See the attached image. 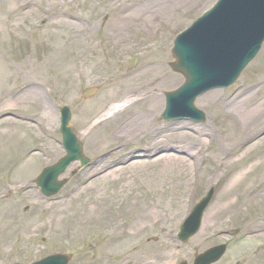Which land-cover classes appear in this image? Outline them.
Wrapping results in <instances>:
<instances>
[{"label":"rangeland","instance_id":"obj_1","mask_svg":"<svg viewBox=\"0 0 264 264\" xmlns=\"http://www.w3.org/2000/svg\"><path fill=\"white\" fill-rule=\"evenodd\" d=\"M215 1L32 0V5L20 14L9 11L16 0H0V62L10 78L9 89L19 90L25 85L21 93L27 94L17 96L13 109L0 112V120L21 121L26 99L33 97L31 87L37 89L36 96L44 97L54 115L51 130L40 135V140L30 130L15 125L5 127L10 133L17 131L13 138H7L10 133L0 138V214L9 210L0 222V264H28L52 253L70 255L68 264H191L194 255L219 242H228L229 246L223 263L233 264L253 254V260L264 264V198H250L264 187L258 180L264 169V142L228 165L224 177L208 183L206 172L211 156L226 140L225 133L231 131L234 107L230 100L239 94L264 93V43L232 85L196 98L194 104L205 114L204 122L164 121L160 117L164 92L184 81L168 66L173 61L172 40ZM131 22L133 26L128 27ZM149 59H158L162 64L145 74H130L138 63ZM151 76L177 80L137 89ZM90 87H97L96 93L82 97V91ZM213 93L218 98L216 105L207 98ZM151 95L161 99L155 125L171 134L175 125H184L186 141H194L195 149L202 152L188 190L176 179L151 181L152 174L161 172L164 178L172 174L160 163L144 171L126 167L144 160L145 151L151 159L172 155L175 138H164L153 148L149 136L102 141L130 117L148 114L151 101L145 99ZM118 101L127 106L107 113V108ZM63 105L71 110V124L90 164L78 168V162L71 163L63 174L67 177L64 187L52 197H43L34 179L42 168L64 154L58 131L59 108ZM198 130H209L210 135L194 138ZM20 138L26 142L23 151L14 143ZM261 138L264 129L250 143ZM239 153L233 152L235 156ZM204 154L208 158L203 159ZM102 160L110 164L107 171L116 167L126 170L107 177L93 176ZM252 163L259 165L234 190L236 206L222 210L219 194L225 181L239 167ZM18 167L21 171L30 168L23 179L32 194L27 199L14 194L16 186L10 182ZM73 186L79 192L71 199ZM210 186L215 192L200 230L186 243L179 242L176 235L180 223ZM21 199L22 203L14 204ZM151 202L168 212L165 230L158 222L153 223L155 216L136 217ZM135 219L136 231L129 226ZM205 223L209 227L205 228ZM120 233L124 236L116 238Z\"/></svg>","mask_w":264,"mask_h":264},{"label":"bare ground","instance_id":"obj_2","mask_svg":"<svg viewBox=\"0 0 264 264\" xmlns=\"http://www.w3.org/2000/svg\"><path fill=\"white\" fill-rule=\"evenodd\" d=\"M31 5L32 0H16V2L13 4V8H10L9 11L12 13L24 14L25 10ZM124 26L126 27V24ZM132 26L133 23L131 22L128 27ZM0 45H2V43H0ZM161 64V61L158 59L145 60L138 63L130 71V74L135 76L139 74H145L147 72L154 71L157 67L161 66ZM9 79L4 65L0 62V112L10 111L13 109L14 104L18 99L17 96L21 93L22 88H25V85H23L19 90H10ZM176 80V78L163 79V77L160 78L158 76H151L148 82L141 84L137 89H148L145 87H152L160 84L165 85L175 82ZM31 89L32 92L30 91V93L33 94V97H30L28 101L26 99L25 103L27 104L24 103L25 113L20 116L21 121L14 120L13 118L0 120V138H5V135L7 136V134L10 133L5 129L6 126L10 125H15L18 128L22 127L24 129L30 130L31 134L35 135L34 138L37 140H40V135H43L47 131L51 130L52 122L54 120L53 111L46 103V100L43 96H36L38 94L37 89H33V87H31ZM21 94H25L27 96L25 91ZM128 95L130 94H126L125 97ZM207 98H209L210 104L212 105H216L218 103L217 95L214 93L209 95ZM147 99L151 101V104L148 107V114L146 113L137 115L135 117H130L127 121L122 122L115 131L104 137L102 141L107 139L109 141H126L129 137L139 138L149 136V146L150 148H153L158 143L163 142L164 138L167 140L175 138L173 141L175 145L172 146V155L164 154L155 159H151L152 156L147 151H145L144 154H142L144 160L132 162L126 167L130 171H136L138 169L144 171L149 166L160 163L161 166L167 167L168 170H172V174H165L166 177L164 178V173L158 172L156 174H152L151 181L156 183L176 179L182 188L188 190L194 182L192 177H194L196 173L195 171L197 169V162L199 160V156L202 155V152L201 150L197 151L195 149L196 143L194 141H186V133L182 131L185 128L184 125H175L172 129L173 134H171L169 131L165 132L163 128L155 125L154 117L157 110L160 109L161 99L157 98L155 95H151L150 97L146 98L145 101ZM230 102L234 107L232 110L233 119L229 123L231 126V131H227L225 133L224 138H226V140L223 144L220 143L218 150L214 153V155L211 156L212 158H210L211 163L206 166L208 183H210L213 179H220L224 177V170L228 165L237 162L245 154L250 152V150L256 145L264 142V138H261L255 143H250L253 137L262 129H264V93L261 96L253 95L252 93H248L246 95L239 94L233 97ZM122 106L127 105L120 104V101L114 102L109 108H107V113L115 112ZM114 117L115 116H113V118ZM16 132L17 131L11 132L7 138H13V136L17 134ZM205 134L210 135L209 130H198L195 133L194 138H200ZM228 138H232V140H229ZM14 143L18 145L22 151L26 147V142L23 138H20L18 141L14 140ZM177 143L182 146H177ZM235 150L240 152L237 156L233 154ZM207 155L208 154H204L203 159L208 158ZM21 165L24 166L23 164ZM257 165H259V163H252L244 167L241 166L230 176V178H228V180L225 181L219 194L222 210L228 211L231 210L232 207L236 206L234 190L236 189L237 185H240L245 181V179L252 173ZM109 167L110 164L106 160H102L100 166L96 168L92 175H96L97 177H107L110 174L122 173L124 170H126V167H116L110 171H107ZM29 170L30 168H24L21 171V168L18 167L12 172V179H10V182L16 186L14 194L22 196L25 199L32 195L29 192L28 185L23 181ZM92 175L90 177H92ZM258 180L264 183V169L259 174ZM78 192L79 188L77 186H73L70 191L71 199H73V196H75V194ZM259 193L260 194L254 192V195L252 194L250 196L251 200L260 197L264 198V187L260 188ZM10 201L12 200H9V202ZM14 202L15 205H18L23 201L21 199L20 201L16 200ZM8 211L9 210L6 209L3 214H0V222L3 220ZM152 216L156 217L153 223L158 222L160 228L165 230L169 216L168 212L159 203L151 202L146 208H144L142 212L136 213V217L139 218ZM137 222L138 219H135L134 221L131 220L129 223V226L134 228L135 231L138 229L135 225ZM209 225V223H205L204 227H209ZM251 225L254 227L255 222H253ZM123 236L124 233H120L115 237L120 238Z\"/></svg>","mask_w":264,"mask_h":264},{"label":"water","instance_id":"obj_3","mask_svg":"<svg viewBox=\"0 0 264 264\" xmlns=\"http://www.w3.org/2000/svg\"><path fill=\"white\" fill-rule=\"evenodd\" d=\"M263 40L264 0H219L173 41L171 52L175 62L171 63V67L183 74L185 82L177 90L165 94L166 107L162 117L187 116L202 120L203 113L193 106L195 97L209 89L231 84L255 56ZM94 92L95 88H91L83 95L89 96ZM60 114L59 130L66 154L56 164L45 168L35 180L46 196L55 194L65 183L66 180L59 181L57 177L72 161L78 159L81 165L88 163L69 123V109L62 107ZM212 194L213 188L195 205L181 225L178 235L181 241H186L197 231ZM223 251L224 246L211 248L197 256L195 264H209L218 259ZM68 261L67 255L53 254L31 264H67Z\"/></svg>","mask_w":264,"mask_h":264},{"label":"flooded vegetation","instance_id":"obj_4","mask_svg":"<svg viewBox=\"0 0 264 264\" xmlns=\"http://www.w3.org/2000/svg\"><path fill=\"white\" fill-rule=\"evenodd\" d=\"M247 257H248V259H246V258L237 259L236 261H234L233 264H261V263L256 262L255 260H253V254H250ZM216 264H227V263H223L222 261H219Z\"/></svg>","mask_w":264,"mask_h":264}]
</instances>
